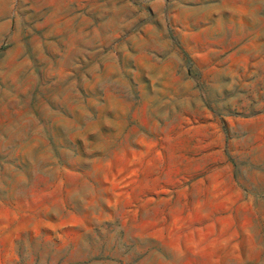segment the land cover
Masks as SVG:
<instances>
[{
    "label": "rangeland",
    "instance_id": "1",
    "mask_svg": "<svg viewBox=\"0 0 264 264\" xmlns=\"http://www.w3.org/2000/svg\"><path fill=\"white\" fill-rule=\"evenodd\" d=\"M0 264H264V0H0Z\"/></svg>",
    "mask_w": 264,
    "mask_h": 264
}]
</instances>
